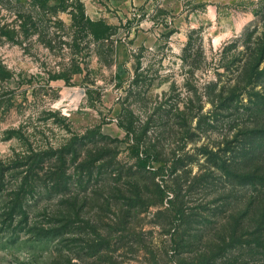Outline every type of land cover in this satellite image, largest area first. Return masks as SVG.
I'll return each instance as SVG.
<instances>
[{"label": "rangeland", "instance_id": "rangeland-1", "mask_svg": "<svg viewBox=\"0 0 264 264\" xmlns=\"http://www.w3.org/2000/svg\"><path fill=\"white\" fill-rule=\"evenodd\" d=\"M263 128L264 0H0V264H264V186L207 152L257 129L264 160ZM169 199L193 217L179 255Z\"/></svg>", "mask_w": 264, "mask_h": 264}, {"label": "trees", "instance_id": "trees-1", "mask_svg": "<svg viewBox=\"0 0 264 264\" xmlns=\"http://www.w3.org/2000/svg\"><path fill=\"white\" fill-rule=\"evenodd\" d=\"M68 3H62V8H65ZM257 129H253L249 132V138L243 137L239 141H237V144L232 148H227L224 149L223 153L224 156H220L219 152H214V151H207L208 152V158L210 161H213V165L215 168L219 169L221 171V174L229 179H236L239 181V183L242 184H262L264 186V160L261 161H254L252 159V154L255 153V139L256 135L253 134ZM260 137H264V128L261 129L260 131ZM264 143V142H263ZM242 149L241 152H239ZM226 151H236L238 152L239 156L234 153L231 155H226ZM218 154V155H217ZM41 155V159H43V154ZM39 159V160H41ZM62 162H65L63 158H61ZM147 165V163H143L142 166ZM62 168V167H60ZM146 168V167H144ZM53 174L51 176V181L54 184H58L62 181H66L65 179V171L63 173L60 172V169L55 171L54 169L51 171ZM68 178H70L68 176ZM126 185H129V189L127 192L133 194V195H127L126 200H127V205L131 207H137V206H148V205H153L156 204L158 205L159 203H162L164 196H165V188L162 187V185L159 182H156V187L153 195H155V199H150L148 202L142 201L140 204V200L136 198H140L144 192H149L147 186H142L139 182L131 183L128 182ZM152 193V192H150ZM23 198L24 195L22 192H13V196L11 197L12 206H9L7 210L3 211L1 213V216L4 217L3 221L5 219H9L7 224L9 227L10 225L16 223L17 216H22V214L26 215L25 210L23 211ZM170 205H168L166 208L171 209L173 214L171 219H169V224L173 229V232L171 233V242H172V251L173 253L179 255L181 254L186 246L187 243L183 239V232H185L186 228L182 227L184 225H188L192 222V215L191 213H188L187 210L184 208V206L179 203V205L175 204L176 201L174 199H169ZM256 198L252 197L250 200H248V203L245 207L244 213H247V210L250 209L251 205L255 202ZM140 204V205H139ZM132 209V208H130ZM130 209L128 210V213H125L124 215V221L129 222V219L131 216H133V212L130 213ZM70 211H66L62 217L60 218H54L52 220L54 225H50L48 227H43L41 229V232H47L50 229L51 231H54L59 233V232H67L68 229V224H70V216H69ZM129 215V216H128ZM190 216V217H189ZM27 220V219H26ZM131 221V219H130ZM22 221L21 219L18 220V223L20 224ZM17 223V225H18ZM57 223V225H55ZM54 228V229H52ZM47 229V230H46ZM30 231V230H29ZM179 236V237H178ZM100 245V244H99ZM101 247V245H100Z\"/></svg>", "mask_w": 264, "mask_h": 264}]
</instances>
